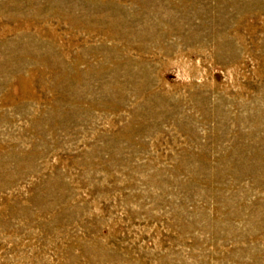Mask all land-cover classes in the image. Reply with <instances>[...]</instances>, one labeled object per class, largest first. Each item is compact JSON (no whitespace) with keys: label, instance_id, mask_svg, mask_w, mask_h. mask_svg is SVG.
I'll return each instance as SVG.
<instances>
[{"label":"rangeland","instance_id":"1","mask_svg":"<svg viewBox=\"0 0 264 264\" xmlns=\"http://www.w3.org/2000/svg\"><path fill=\"white\" fill-rule=\"evenodd\" d=\"M0 264H264V0H0Z\"/></svg>","mask_w":264,"mask_h":264}]
</instances>
